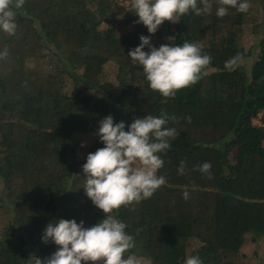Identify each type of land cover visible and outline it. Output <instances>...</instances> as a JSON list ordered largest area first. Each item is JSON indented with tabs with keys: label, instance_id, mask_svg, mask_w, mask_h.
<instances>
[{
	"label": "trees",
	"instance_id": "obj_1",
	"mask_svg": "<svg viewBox=\"0 0 264 264\" xmlns=\"http://www.w3.org/2000/svg\"><path fill=\"white\" fill-rule=\"evenodd\" d=\"M211 2L210 14L191 12L151 34L136 23L130 0H25L15 34L0 30V53L8 52L0 58V264H28L33 245L41 260L53 254L58 246L41 237L54 217L85 228L104 218L85 194L82 168L104 144L97 136L78 156L75 132L97 134L109 115L127 131L134 119L161 112L178 118L168 126L179 132L161 154L158 175L166 183L151 198L111 213L134 237L126 256L149 264H184L189 255L203 264L244 263L245 233L252 240L264 233V124L253 122L264 113V0H248L244 13L229 8L222 18L219 0ZM244 25L258 34L247 49ZM164 32L175 40L163 44L199 43L212 57L208 74L175 98L152 90L128 56L141 35L152 40ZM238 53L253 55L251 68L238 62L226 70ZM205 162L211 178L198 170ZM190 238L200 244L188 251Z\"/></svg>",
	"mask_w": 264,
	"mask_h": 264
},
{
	"label": "clouds",
	"instance_id": "obj_2",
	"mask_svg": "<svg viewBox=\"0 0 264 264\" xmlns=\"http://www.w3.org/2000/svg\"><path fill=\"white\" fill-rule=\"evenodd\" d=\"M25 0H0V30L14 35L18 27L16 17ZM216 15L228 14L229 8L244 13L251 7L248 0H219ZM202 5V7L200 6ZM211 0H130L131 12L138 16L149 33L154 34L163 22L178 23L181 17L194 12L195 15L210 14ZM140 44L128 52L133 64L143 68L145 78L152 90L164 98H175L177 91L196 84L208 74L212 61L199 43L185 40L182 44H162L154 47L149 37L141 35ZM174 41V37L167 38ZM145 46L148 51H144ZM8 55L7 49L0 58ZM242 60L238 53L224 64L233 70ZM191 122V117H186ZM178 121L176 116L161 112L159 116L146 115L134 119L125 131V123H114L111 115L99 121L97 135L104 147L89 153L83 164L86 177L84 190L87 197L105 214L97 224L85 228L84 222L74 219H59L50 222L44 229L42 242H53L57 250L41 260L30 256L32 264H138L126 253L135 246L134 237L125 230V223L112 215L122 205L139 203L151 198L166 183V177L158 175L164 161L161 154L170 147L169 141L176 139L179 132L169 127V121ZM185 162L181 161L178 172L184 174ZM211 164L205 162L199 171L211 178ZM189 192L183 198H189ZM184 264H203L198 255H189Z\"/></svg>",
	"mask_w": 264,
	"mask_h": 264
},
{
	"label": "rangeland",
	"instance_id": "obj_3",
	"mask_svg": "<svg viewBox=\"0 0 264 264\" xmlns=\"http://www.w3.org/2000/svg\"><path fill=\"white\" fill-rule=\"evenodd\" d=\"M119 1L121 2L120 4L122 5L127 3V0H119ZM259 19H261L262 21L261 33L264 35V8L261 11V16ZM166 24L172 26L171 22L166 21ZM105 25L107 24L101 23V26H105ZM119 28L120 31H123L125 29V26H120ZM257 36L258 34L252 30L251 25H244L243 40L246 49L253 44ZM168 37H171L170 33L164 32V34L160 35L159 37H154L152 40H150V43L152 46H154L155 44L160 46L164 43L165 40H167ZM139 44H140V40H139ZM146 49H148L147 46H145L143 50L145 51ZM252 62H253V55L245 56L240 61V63L248 70L251 68ZM70 89H71V83L68 79V83L65 87V90L69 91ZM253 122L256 124H264V113L260 111L257 114V116L253 118ZM75 135L79 141V145L77 147L78 156H82L85 153L86 149L89 147V145L92 143V141L98 136L96 133H92V132H86V133L75 132ZM0 194L3 196L5 195L4 182L1 177H0ZM53 219L55 222L56 217H54ZM251 236L252 235L250 232H247L244 235V242L240 248L242 254L241 260L244 262L243 264H264V233L260 234L256 240H252ZM199 244L200 242L198 239L190 238L187 245L188 251L193 250ZM25 248L27 249L28 246H25ZM28 250H29L28 256H36L40 258V256H38L39 254L38 245H33V250H35V252L31 251L30 249ZM128 257L135 258L138 261V264H149V260L143 256H136L133 254H129ZM28 264H32L31 258H28Z\"/></svg>",
	"mask_w": 264,
	"mask_h": 264
}]
</instances>
